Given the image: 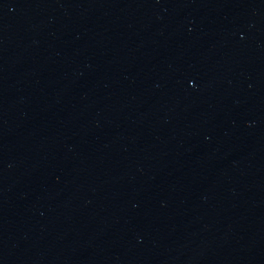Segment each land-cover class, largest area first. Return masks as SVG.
Segmentation results:
<instances>
[{"label":"water","instance_id":"95a60500","mask_svg":"<svg viewBox=\"0 0 264 264\" xmlns=\"http://www.w3.org/2000/svg\"><path fill=\"white\" fill-rule=\"evenodd\" d=\"M0 264H264V0H0Z\"/></svg>","mask_w":264,"mask_h":264}]
</instances>
